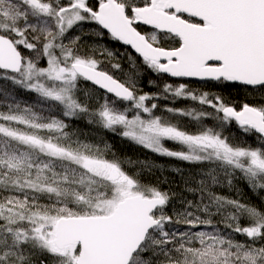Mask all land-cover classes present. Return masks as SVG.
<instances>
[{
  "label": "snow or ice",
  "instance_id": "1",
  "mask_svg": "<svg viewBox=\"0 0 264 264\" xmlns=\"http://www.w3.org/2000/svg\"><path fill=\"white\" fill-rule=\"evenodd\" d=\"M0 264H264V0H0Z\"/></svg>",
  "mask_w": 264,
  "mask_h": 264
},
{
  "label": "trees",
  "instance_id": "2",
  "mask_svg": "<svg viewBox=\"0 0 264 264\" xmlns=\"http://www.w3.org/2000/svg\"><path fill=\"white\" fill-rule=\"evenodd\" d=\"M80 126L85 131H89V129L87 127H85V125L83 123ZM91 135H92V138H97L98 139V137H95V134H91ZM103 135H104V138L107 140V142H109L113 147H115L114 151L118 152V153H116L118 156H119V153H120V157L122 159H128V158L131 159V158H133L131 160L135 161L136 157H137L136 156L137 153H140V154L144 153L143 149L138 148L137 146H135V145H133V144H131V143L125 141V140H122L119 137H115L111 133H104ZM128 149H132V150L128 151ZM134 151L137 152V153H135ZM122 154L123 155L127 154L128 156L123 157V156H121ZM170 161H173V160H168L166 158L161 159L159 157V161H157L156 163L163 164V165L166 166L167 171L164 173V175H166L169 180H173V179L178 180L179 178L177 176H175V174L171 170H169L168 167L172 169V168H174L176 166H182V167H188V166L187 165H182L179 162L178 163L177 162L176 163L173 162L174 164L167 165V162L170 163ZM126 166H128V165H126ZM132 167H139V165L134 164V165H132ZM160 176H161V173H160L159 170H157V171H155L154 175H150V174L146 173L145 176H144V179L148 180V181H155V179L157 177H160ZM163 187L167 188L168 185H163ZM172 188H173L174 191H179V189L175 185H172Z\"/></svg>",
  "mask_w": 264,
  "mask_h": 264
},
{
  "label": "rangeland",
  "instance_id": "3",
  "mask_svg": "<svg viewBox=\"0 0 264 264\" xmlns=\"http://www.w3.org/2000/svg\"><path fill=\"white\" fill-rule=\"evenodd\" d=\"M113 149L115 150V147H113ZM129 150H132V149H128V151ZM116 152V151H115ZM135 152V151H134ZM116 153H118V152H116ZM135 153H137V152H135ZM119 156H120V153H119ZM121 156H123V157H126V156H128L127 154H125V155H121ZM137 157H136V160L135 161H137V160H151V161H154V162H157V161H159V157L158 156H154L153 154H151V153H148V152H146L145 150H144V153H142V154H140V153H137V155H136ZM161 159H164V158H162V157H160ZM131 159H133V158H131ZM178 163L179 161H175V160H173V161H170V163L169 162H167V165H170V164H174V163ZM179 163H181V162H179ZM168 169L169 170H171V168H169L168 167Z\"/></svg>",
  "mask_w": 264,
  "mask_h": 264
}]
</instances>
